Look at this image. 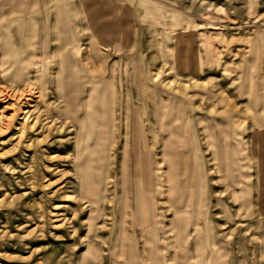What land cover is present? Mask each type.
Listing matches in <instances>:
<instances>
[{"label":"rangeland","instance_id":"rangeland-1","mask_svg":"<svg viewBox=\"0 0 264 264\" xmlns=\"http://www.w3.org/2000/svg\"><path fill=\"white\" fill-rule=\"evenodd\" d=\"M0 264H264V0H0Z\"/></svg>","mask_w":264,"mask_h":264},{"label":"bare ground","instance_id":"bare-ground-1","mask_svg":"<svg viewBox=\"0 0 264 264\" xmlns=\"http://www.w3.org/2000/svg\"><path fill=\"white\" fill-rule=\"evenodd\" d=\"M78 95H79V94H78ZM76 101H77V100H76ZM78 101H79V100H78ZM78 101H77V102H78ZM72 102H74V101H72ZM74 110H76V109H74ZM72 112H73V111H72ZM139 163H140V162H139ZM143 165H144V164H143ZM139 170H140V169H139ZM139 172H140V171H139ZM139 177H140V176H139Z\"/></svg>","mask_w":264,"mask_h":264}]
</instances>
